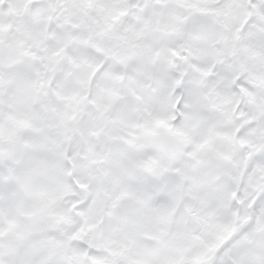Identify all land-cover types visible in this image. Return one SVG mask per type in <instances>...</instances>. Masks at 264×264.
<instances>
[{
  "label": "snow or ice",
  "instance_id": "obj_1",
  "mask_svg": "<svg viewBox=\"0 0 264 264\" xmlns=\"http://www.w3.org/2000/svg\"><path fill=\"white\" fill-rule=\"evenodd\" d=\"M0 264H264V0H0Z\"/></svg>",
  "mask_w": 264,
  "mask_h": 264
}]
</instances>
